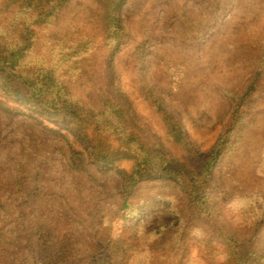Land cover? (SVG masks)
Instances as JSON below:
<instances>
[{
	"label": "trees",
	"instance_id": "1",
	"mask_svg": "<svg viewBox=\"0 0 264 264\" xmlns=\"http://www.w3.org/2000/svg\"><path fill=\"white\" fill-rule=\"evenodd\" d=\"M70 1L0 0L8 6V13H0V88L35 113L65 127L61 140L66 144L55 149L65 157L66 170L80 181L70 194H51L42 186L24 189L29 175L13 184L0 182V194L16 186L17 193H25L32 202H44L42 207L25 212L16 227L6 229L9 221L0 222V264H194L198 258L204 261L203 257L224 264H262L259 258L263 253L251 244L264 225V196L259 200L261 194L248 196L240 189L239 203L254 200V211H248L244 220L223 203L226 188L216 174V170L224 171V158L235 148L228 146L233 125L244 119L241 114L246 112L255 86L233 97V124L220 136L210 156L189 158L199 170L192 171L168 151L161 138L146 143L139 136L127 95L115 85L112 63L120 50L121 10L126 0L106 3L105 31L110 32L106 68L85 99L77 98L60 80L56 66L38 56V33L52 25L57 10ZM97 2L101 6L103 0ZM84 47L75 42L64 45L63 52L78 58ZM143 47L132 56L146 54ZM176 69L182 78L192 72L180 64ZM146 100L167 141L182 151H191L186 130L164 100L149 96ZM0 112L17 115L23 111L0 100ZM252 121L244 120L241 127L249 130ZM67 132L78 136L84 151L76 148ZM128 160L133 162L130 170H116L122 179V197L109 195L104 204L91 210L84 191L97 187L107 192L108 187L87 163L109 169ZM154 180L171 182L180 189L172 198L151 195L158 190L174 192L168 185L151 183ZM227 180L231 182L229 177ZM164 243V249L158 247ZM192 250L198 251V258Z\"/></svg>",
	"mask_w": 264,
	"mask_h": 264
},
{
	"label": "rangeland",
	"instance_id": "2",
	"mask_svg": "<svg viewBox=\"0 0 264 264\" xmlns=\"http://www.w3.org/2000/svg\"><path fill=\"white\" fill-rule=\"evenodd\" d=\"M107 2L103 0L100 6L97 0H71L57 10L52 25L38 33V56H45L52 67L56 66L60 80L79 99H85L106 68L110 33L105 31ZM0 13H8L5 2H0ZM120 24V50L112 63L114 82L127 95L138 134L146 143L161 138L168 151L192 171L199 170L189 158L210 156L220 136L233 124V97H240L255 86L246 112L241 114L244 119L233 125L228 146L233 144L235 148L224 158V171L216 170L226 188L223 203L245 220L248 211H254V200L248 198L239 203L240 189L248 196L261 194L259 200L264 196V0H126ZM75 42L80 48L88 43L82 56H65L69 51L63 52V46ZM142 44L147 53L133 57L132 53ZM179 64L192 72L182 78L176 69ZM170 65L172 70L168 69ZM139 87L145 90L140 91ZM147 96L164 100L186 130L191 151H182L167 141ZM0 100L23 111L17 115L0 112V182L13 184L29 175L24 189L42 186L51 194L72 193L80 181L66 170L65 157L55 149L66 144L61 137L65 127L30 110L1 88ZM244 120H253L247 131L241 127ZM67 134L76 148L84 151L78 136ZM87 165L108 187L107 192L97 187L84 191L91 210L104 204L109 195L122 197V179L116 170H130L132 161L109 169L89 162ZM226 177L231 182L225 181ZM151 183L174 190H158L151 195L172 198L180 189L171 182ZM149 191L153 193L152 189ZM17 192L16 186H10L0 194V222L9 221L6 229L16 227L25 212L44 205ZM251 245L263 253L259 259L264 264V225ZM158 247L164 249L165 243ZM197 253L191 251L193 257ZM198 259L194 264H224L205 257L204 261Z\"/></svg>",
	"mask_w": 264,
	"mask_h": 264
}]
</instances>
